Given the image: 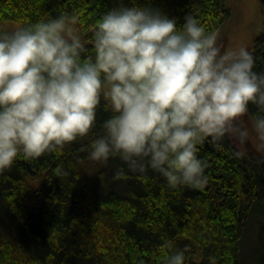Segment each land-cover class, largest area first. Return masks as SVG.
<instances>
[{"label":"clouds","instance_id":"9594fccd","mask_svg":"<svg viewBox=\"0 0 264 264\" xmlns=\"http://www.w3.org/2000/svg\"><path fill=\"white\" fill-rule=\"evenodd\" d=\"M183 20L118 0L97 22L91 48L76 17L0 27V175L21 158L88 140L89 161L119 159L129 172L158 174L170 191L201 190L209 177L200 146L219 147L226 135L245 143L250 105L251 131L264 146V72L253 53L223 50L218 30L192 14ZM102 101L110 115L96 134ZM55 172L68 174L62 164ZM124 174L117 169L113 179ZM186 251H171L165 264H186Z\"/></svg>","mask_w":264,"mask_h":264},{"label":"trees","instance_id":"16d2710c","mask_svg":"<svg viewBox=\"0 0 264 264\" xmlns=\"http://www.w3.org/2000/svg\"><path fill=\"white\" fill-rule=\"evenodd\" d=\"M137 2L176 18L178 26L192 14L207 31H219L232 14L224 0ZM117 4L0 0V27L67 15L77 18L90 41L100 17ZM251 52L255 71L264 72V24ZM103 104L96 134L110 115ZM249 113L255 116L256 107L250 105ZM87 151L88 140H81L62 153L21 158L0 175V264H165L171 251L184 249L186 264H249L243 239L253 223L254 264H264V156L239 154L227 135L219 147L206 142L199 155L208 163L207 185L173 192L151 170L129 172L119 159L98 164L87 159ZM58 164L67 175L56 174ZM117 169L125 173L120 180L113 179ZM169 240L174 249L162 250Z\"/></svg>","mask_w":264,"mask_h":264},{"label":"rangeland","instance_id":"374dc122","mask_svg":"<svg viewBox=\"0 0 264 264\" xmlns=\"http://www.w3.org/2000/svg\"><path fill=\"white\" fill-rule=\"evenodd\" d=\"M225 4L231 8V16L222 24L219 30V41L223 45V50H229L239 46H245L251 51L256 36L260 33L264 24V12L261 0H224ZM22 24L16 21H7L4 24L5 29L20 27ZM82 38L89 42L85 33L81 30ZM253 117L250 113L247 117L242 118L241 124L250 131L248 140L241 144L232 136L227 135L232 141L237 152L246 155L250 152L264 156V146L259 141L255 133L251 131ZM32 184H37L33 180ZM255 223L251 224L243 239V255L249 264L255 262V245L256 238ZM1 227V224H0ZM256 243V241H255Z\"/></svg>","mask_w":264,"mask_h":264}]
</instances>
